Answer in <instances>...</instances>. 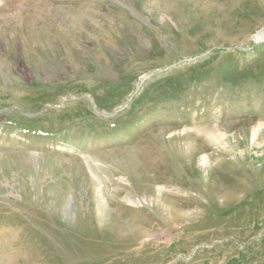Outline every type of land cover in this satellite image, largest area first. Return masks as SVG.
<instances>
[{
	"label": "rangeland",
	"instance_id": "obj_1",
	"mask_svg": "<svg viewBox=\"0 0 264 264\" xmlns=\"http://www.w3.org/2000/svg\"><path fill=\"white\" fill-rule=\"evenodd\" d=\"M19 3L0 0V264H264V0Z\"/></svg>",
	"mask_w": 264,
	"mask_h": 264
},
{
	"label": "bare ground",
	"instance_id": "obj_2",
	"mask_svg": "<svg viewBox=\"0 0 264 264\" xmlns=\"http://www.w3.org/2000/svg\"><path fill=\"white\" fill-rule=\"evenodd\" d=\"M19 1L20 0H7V2L10 4V5H17L18 3H19ZM22 1V0H21ZM202 2H204V1H202ZM20 4V3H19ZM204 4V3H203ZM88 26L89 27H94V24L93 23H91V22H89L88 23ZM96 29V28H95ZM95 29H93V30H95ZM75 35H78V36H80L81 35V31H80V29H76L75 30ZM256 39H262V38H264V29H262V30H260V31H258V33H257V35H256V37H255ZM38 40H39V43H40V45H42V46H46L47 44L48 45H52L51 44V37H50V34L48 33V32H46V31H42V32H40V34H39V36H38ZM56 52V51H55ZM143 144H141V145H139L137 148L138 149H136V147L135 148H130V149H128L127 151H125V155H126V157H127V161H128V164H126V168H128V169H133V164H135L136 163V161H140V160H143V161H145L146 159H148L149 158V155H151V154H153L152 153V151L149 149V148H147V146H142ZM124 151V150H123ZM163 153V152H162ZM160 156V155H159ZM144 164V163H143ZM90 165V164H89ZM91 169H92V166L90 165L89 166ZM135 169V168H134ZM93 170V169H92ZM5 185V184H4ZM8 184H6V186H7ZM9 186H11V184H9ZM1 187H3V183L1 182ZM8 187V186H7ZM103 190H102V188H101V186H99L98 187V194H99V196H100V200H102L101 202L105 205V198H103ZM69 201V204L68 203H66V208L68 207V209L67 210H70V204L72 203L73 204V201H72V199H69L68 200ZM130 203V202H129ZM106 207V206H105ZM66 210V213L68 212ZM75 215V214H74ZM85 217V216H84ZM88 234V233H87ZM96 234H98V233H96ZM96 234L95 233H91L90 235L92 236V237H96ZM105 234V233H104ZM100 235V234H99ZM98 237V236H97ZM7 246V245H6ZM106 257V256H105ZM0 262H4L5 263V261H2V260H0Z\"/></svg>",
	"mask_w": 264,
	"mask_h": 264
}]
</instances>
